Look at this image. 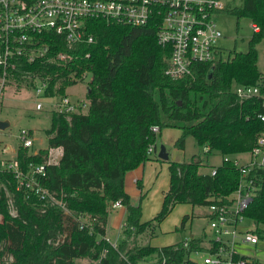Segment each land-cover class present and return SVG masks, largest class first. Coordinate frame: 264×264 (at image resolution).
<instances>
[{
    "label": "trees",
    "instance_id": "1",
    "mask_svg": "<svg viewBox=\"0 0 264 264\" xmlns=\"http://www.w3.org/2000/svg\"><path fill=\"white\" fill-rule=\"evenodd\" d=\"M229 2L220 14L231 15L236 21L247 19L259 32L252 34L244 53L231 52L213 64H196L192 75L180 80L164 76L168 52L157 46L153 27L100 20L84 23L91 44L66 50L60 39L51 36L53 49L71 57L64 66L21 63L12 78L17 91L20 87L30 89L29 82L20 79V73L26 72L47 78L45 98L64 96L66 89L77 83L71 78H79L83 71L88 72L90 81L85 85V113L51 112L46 149L31 155L19 146L15 154L24 168L28 163H47L48 150L61 151L56 164L45 165L41 183L64 203V209L46 207L41 211L36 199L24 200L15 191L11 176L0 174V264H75L80 260L138 264L153 255L170 257L173 264L182 262V240L162 248L138 247L132 242L146 231L153 235L176 205L192 209L227 205L239 176L232 162L224 158L248 153L262 129L256 116L264 114L260 99L238 101L231 90L235 85L256 86L264 93V75L256 67L255 49L264 38V0ZM154 126L159 132L180 131L173 144L176 149L182 150L185 138L191 137L200 151L207 148L204 155H217L221 163L210 176L199 173L204 165L197 155L187 162H167L168 186L159 210L150 221L140 224L143 197L136 206L131 205L123 191V176L149 160L146 150L154 145L149 131ZM114 202L126 211L123 239L115 248L105 241ZM8 207L14 211L13 217ZM243 216L252 225L250 234L264 241V186ZM188 219L183 216L174 233L182 231ZM188 240L192 249H200L202 236H189ZM237 259L256 264L250 258L232 256V261Z\"/></svg>",
    "mask_w": 264,
    "mask_h": 264
},
{
    "label": "built area",
    "instance_id": "2",
    "mask_svg": "<svg viewBox=\"0 0 264 264\" xmlns=\"http://www.w3.org/2000/svg\"><path fill=\"white\" fill-rule=\"evenodd\" d=\"M224 8L220 0H0V93L13 83L12 78L18 73L21 63L64 66L71 61L66 52L53 49L51 36L60 39L66 50L93 43L92 37L84 30V23L89 20L130 27H153L157 46L168 52L164 76L172 81L190 77L194 65L213 64L224 59L218 48L222 35L215 22ZM250 30L252 34H257L259 27L250 24ZM84 57L88 58V55ZM20 79L29 82L30 90L38 99L34 110L40 111L42 104L39 99H46L43 95L48 88L47 78L26 72L20 73ZM71 80L87 84L90 75L83 71L79 78ZM231 92L238 101L260 99V107L264 109V93L261 94L258 87L235 85ZM84 104L62 96L51 107L54 113L69 114L78 113L80 108L86 107ZM256 116L262 129L249 152L244 154L245 158L241 162L224 158V161L232 162L239 176L229 203L206 207L205 230L208 235L203 228L200 249H192L188 238L183 239L184 259L179 264H244L241 259L232 261V256L244 257L238 248L258 243L255 236L239 228L246 219L244 211L255 193L264 186V114ZM149 131L153 137L159 133L155 126ZM17 139L21 148L29 150L32 147L30 131L20 130ZM15 151L10 146L0 149L1 155L9 154L8 158L0 157V174L11 176L15 191L21 193L24 200L36 199L41 211L46 207L63 210L64 203L41 183L45 165L53 163L49 160L47 163H28L21 168L15 160ZM201 151L205 153L207 148ZM152 152L153 145H149L146 154L150 156ZM215 171L212 168L209 175L213 176ZM120 206L114 202L111 210ZM167 259L162 255H153L145 262L173 264L170 257Z\"/></svg>",
    "mask_w": 264,
    "mask_h": 264
},
{
    "label": "rangeland",
    "instance_id": "3",
    "mask_svg": "<svg viewBox=\"0 0 264 264\" xmlns=\"http://www.w3.org/2000/svg\"><path fill=\"white\" fill-rule=\"evenodd\" d=\"M220 1L222 2L223 5H225V7L227 5H230L229 0H220ZM236 3L237 2H234V4ZM215 22L218 30L222 35V38L218 43V48L222 51V57L226 58V56L231 52L244 53L247 49L248 41L252 36L249 20L243 18L236 21V19L233 16L221 13L216 16ZM255 49L257 52L256 67L258 71L262 73V75H264V38L261 39L256 44ZM15 85L16 84L14 82L10 83L8 89L0 93V121L8 122V127L5 130L0 131V149L2 148V146H10L12 149L17 150L19 147V143L17 139V135L19 131L28 130L32 133L33 143H32V147L29 149L30 151H27V153H31L37 150H44L47 147L46 144L47 139L45 136V131L49 128V124L51 120L50 113L53 112L51 106L52 104L58 102L60 96L53 95L52 97L47 96L46 99H39L40 103L42 104V108L40 111H35L34 103L38 99L34 96L33 91H31L30 89L25 90L21 87L17 91L14 90ZM85 85H86L85 82L75 83L74 85L66 89L64 93V97H67L70 101H78V102L82 101L83 103H85L84 102ZM85 111H86V107L85 108L83 107L78 110V113H85ZM174 130L176 129H162L161 131H164L165 135L167 134L172 135V132H174ZM157 135L154 137V143H155V139H158ZM162 135L164 134L162 133ZM176 140L177 139H175L174 141ZM166 146L169 145H165V144L162 145L160 141L157 140L155 150H158L159 147L166 148ZM166 149L169 151L171 150V147H168ZM49 154L50 152H47V156L49 160L53 161L52 154L50 157ZM175 154L176 157L182 161H188L191 158V156L197 155L202 161V163L206 166L205 169L199 170L202 173L208 172L209 168L211 167L210 165H217L221 163V158L217 155H212V156L204 155V153H202V151L198 149L194 140L191 137L185 138L182 152L177 151L175 152ZM8 156L9 154L6 155L7 158ZM0 157H1V153H0ZM230 158L233 160H237L238 162H241L245 157L244 155L240 154ZM158 165H160V162L157 161H154L151 164L152 168H155ZM156 185L161 187L164 185V183L160 182L157 183ZM8 201L10 200L8 199ZM8 201H7V206H9ZM155 201H157V196H154V198H152L151 203L153 204ZM137 204L138 201L136 202V205ZM139 206H140V214H141V203L139 204ZM189 208H190V210L188 211L189 221L186 222L185 227L182 231H178L174 233L175 242L177 240L181 241L184 238L188 237L190 231L195 236L198 234H200L199 236H203V228L204 230L206 229L205 219L201 218L205 213V209H200V208L192 209L191 206H189ZM184 209H185L184 207H180V206L173 209L166 218L164 227L167 229H172L174 227L173 232H175V229L178 228V221L181 216V212ZM150 210L151 209H148V213L150 212ZM8 214L11 217L14 216V211L10 207H8ZM191 214H193L192 216L193 218H190ZM82 221L84 222L86 221V219H82ZM190 221H191V226H190ZM159 225L155 227L153 235H150V233L146 231L142 235H140V237L137 236L132 243L138 247H143V241L149 237L152 239L154 238V240L151 243L154 245L155 244L160 245V244H165L166 242L168 243L171 242L169 238H164L162 233H160ZM239 228L241 229V231H248L249 233L250 231L252 232L253 229L251 223L246 219L242 221ZM205 232H206L205 235H208V231L205 230ZM111 239L113 240L112 237ZM109 240L110 239L108 240L106 239L107 242H109ZM110 243L111 242H109V244ZM9 244L13 245V243L10 242ZM110 245L112 246V244ZM116 245L117 243H115L114 247L113 246L112 247L115 248ZM238 252L246 258H250L254 260L256 264H264V241L259 240L258 245L256 246L255 249L254 246L250 247V246L241 245L238 248ZM147 258L151 259L152 256L145 257L138 264H147L145 262ZM75 264H92V263H90L87 260H80V261H76Z\"/></svg>",
    "mask_w": 264,
    "mask_h": 264
},
{
    "label": "crops",
    "instance_id": "4",
    "mask_svg": "<svg viewBox=\"0 0 264 264\" xmlns=\"http://www.w3.org/2000/svg\"><path fill=\"white\" fill-rule=\"evenodd\" d=\"M84 93H85V91H84ZM162 133L164 135H162ZM179 135H180V132L177 130H174V132H172V135H169V134L165 135L164 131H160L157 135L158 139H155V143L153 145L154 149H153L152 154L148 158L149 160L147 162H145L144 164L138 166L137 168L125 173V175L123 176V191L130 198L131 205L136 206V202L138 201L139 197L140 196L143 197L142 200L140 201V203H141V214H140V218H139L140 224L150 221L153 218V216L159 210V207H160V204L162 201V193L167 189V186H168V175H167V164L166 163L169 161L187 162V161L180 160L179 158L176 157V154H175V152H177V151L182 152V150H178L173 146V144L175 142L174 140L177 139L179 137ZM157 140H159L162 145L163 144L169 145V146H166V148L171 147V150H169V151L164 147L165 148L164 151L167 155L166 161H162V160H159L157 158V151L158 150H155ZM28 151H30V150H28ZM38 151L39 150L31 152L29 154L35 155ZM48 152H50L49 157L51 156V154L53 156V161L49 160V158H48L49 162L56 164L60 158L61 151L59 149H55V150H51V151L48 150ZM6 155H8V154H6ZM6 155L5 154L1 155V157L7 158ZM155 159L159 160L160 165L156 166L155 168H152L151 164H152L153 160H155ZM218 165L219 164L210 165L211 167L209 168V171ZM205 167L206 166L204 165V167L200 168V170L205 169ZM209 171L206 173H209ZM199 173L206 174V173H202L200 171H199ZM160 182L164 183V185L161 187L156 185L157 183H160ZM154 196H157V201H155L152 204L151 200H152V198H154ZM179 206L184 207L185 209L182 210V212H181V216L179 218L178 225H179V222L183 216L188 217V213H189L188 211L190 210L188 205H176V206H174L173 209H175L176 207H179ZM148 209H151L149 213H148ZM125 214H126V211H125V208L123 206H120L119 208H115V209L110 211L109 217L107 220L106 234H105V239H107V240L110 239L109 240V242H111L110 244H114V245H115V243L118 244L120 242V240L123 239V235H121V234H122V230H123L122 225H124ZM166 218L159 225V231H160V233H162L164 238H169L171 240V242H169V243L166 242L165 244H160V245H156V244L154 245V244H151L152 241L154 240V238L152 239L149 237L143 241V246H149V247H153V248H162V247L172 246L175 244L174 232H173L174 227L172 229H167L164 227ZM188 221H189V219H188ZM190 226H191V221H190ZM199 235L200 234L195 236L190 231L188 237L189 236L200 237ZM111 237L113 238V240L111 239ZM188 237H186V238H188ZM186 238H184V239H186ZM257 245H258V243L254 246V249L256 248Z\"/></svg>",
    "mask_w": 264,
    "mask_h": 264
},
{
    "label": "water",
    "instance_id": "5",
    "mask_svg": "<svg viewBox=\"0 0 264 264\" xmlns=\"http://www.w3.org/2000/svg\"><path fill=\"white\" fill-rule=\"evenodd\" d=\"M7 127H8V122L7 121H0V131L5 130ZM157 158L159 160H162V161H166L167 160V155H166L163 147H159V149L157 151Z\"/></svg>",
    "mask_w": 264,
    "mask_h": 264
}]
</instances>
